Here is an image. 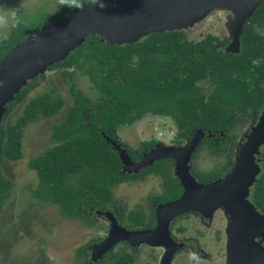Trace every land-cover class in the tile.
<instances>
[{
	"label": "trees",
	"instance_id": "1",
	"mask_svg": "<svg viewBox=\"0 0 264 264\" xmlns=\"http://www.w3.org/2000/svg\"><path fill=\"white\" fill-rule=\"evenodd\" d=\"M86 1L89 0H82ZM68 11L60 8L52 19ZM23 29H10L7 39L0 38V60L23 39L18 34ZM256 29L264 30V5L257 6L242 26L237 54L223 53L221 47L227 39L219 40L209 34L198 42H190L182 31L151 33L121 46L88 36L63 61L50 67L61 70L70 80L71 106L64 122L52 129L56 143L27 161L37 178L33 197L55 205L66 218L91 224L90 211L116 209L113 187L152 173L162 180L161 193L148 197L147 214L132 210L125 216L126 228L152 227V204L174 200L181 193L179 185L169 178L165 163L170 161L154 162L136 174L120 175L118 155L103 137L118 141L116 128L130 125L144 114L170 118L176 130L175 144L187 140L195 130L223 134L220 141L229 153L224 166L216 172L198 173L200 182L230 170L236 146L229 136L230 127L254 119L264 104V35ZM133 58L136 60L132 65ZM87 63L93 66L89 70L85 69ZM67 69L87 75L92 86L101 92L100 97L92 101L79 92ZM203 81L208 84L205 91L197 87ZM33 85L23 87L7 103L0 124V206L10 189V182L1 172L2 163L21 158V139L27 125L51 117L61 107V101L49 93L27 98ZM20 103L21 113L5 124L3 121ZM121 147L130 160L136 161L152 147V141H141L136 148L124 143ZM261 161L262 172L253 186L252 202L264 214V147ZM93 242L76 249L81 264H86L87 246ZM110 258V262L104 257L97 264H131L130 256L123 252Z\"/></svg>",
	"mask_w": 264,
	"mask_h": 264
},
{
	"label": "rangeland",
	"instance_id": "2",
	"mask_svg": "<svg viewBox=\"0 0 264 264\" xmlns=\"http://www.w3.org/2000/svg\"><path fill=\"white\" fill-rule=\"evenodd\" d=\"M0 3H7L9 7H19L22 16L20 26L24 29L21 31L22 33L19 32L18 34L24 37L11 48L35 37L40 32L41 27L58 21L67 13L58 19H52L59 8L58 0H0ZM230 17L231 15L226 11L212 10L196 19L190 26L179 31H182L185 38L190 42H198L207 34L219 40L226 38L229 42L227 21ZM10 31V29L0 31V38L9 36ZM256 31L264 35V30L256 29ZM88 36L92 35L89 34ZM93 36H96L99 42H105L102 40L101 35L94 34ZM15 47L14 52L18 50ZM221 50L224 51L223 53L229 54L223 47H221ZM20 53L18 52L16 56ZM135 60V58L132 59V65ZM54 64L57 63L47 65L43 71L32 78L26 79L24 86L29 83L34 84L33 88L28 91L27 98L49 93L52 98L61 101V107L51 117L40 118L36 122L27 125L23 129L21 139V158L15 162L4 161L1 165L2 175L10 182V189L0 206V264H37L39 261L45 264H81L82 259L77 257L75 251L78 247L88 245V242L93 240L95 242L87 246L88 258L86 264H97L104 257L110 262L112 260L111 255L119 254V252H123L128 256L137 253V255L139 254L138 264H147L145 260L149 257H156L158 254L156 250L146 248L152 246L145 243L129 244L124 240L111 241L112 243L108 245V239L115 233L116 226L126 231H135L126 229L125 216L132 210L148 213V197L161 193L162 180L159 176L147 173L141 180L123 182L113 187L111 190L112 199L116 209L90 211L91 224L66 218L59 214L55 205L37 201L33 197V191L37 186V178L35 173L27 167V161L56 143L51 136L52 129L64 122L66 113L71 106V96L68 90L70 80L61 70L50 68ZM91 65L87 63L85 69L89 70L93 67ZM7 68L8 66L0 67V85L1 80L7 75ZM66 71L71 73V79L76 89L85 97L92 101L100 97L101 92L92 86L87 75L75 69L72 72H70V69ZM197 87L201 91H205L208 84L205 81L199 82ZM22 106V103L18 104L3 122L5 124L13 122L21 113ZM1 123L2 119L0 120ZM251 126V120H247L243 124L236 123L230 127L229 136H232L236 141L234 156L239 143L244 140V136L247 135ZM175 132V125L170 118L144 114L140 120L130 125L118 126L116 128L118 141L111 140L110 142L115 150L116 148L122 150V143L131 148H136L141 141H152V147L159 145L160 147L172 146L176 148L186 145L194 133V131L191 132L187 140L175 144ZM223 139L221 133L212 135L203 132L187 163L189 174L194 179L198 173L216 172L224 166L229 153L228 149H224L223 141H220ZM261 149L262 145L258 147L259 151ZM254 157L256 158V155ZM167 160L170 161V163H165L167 167L169 166V178L181 188L179 180L173 175L175 162L172 158L155 160L154 162ZM233 164L234 161H232V167ZM122 171L127 173L126 169ZM229 171L227 170L226 173ZM221 174L223 173H218L217 177ZM155 207L156 205L153 210ZM215 216V218H219L218 215ZM196 220L189 217L179 221L176 225H181L185 234L194 238L196 236ZM214 223L218 225L217 220H214ZM204 234H208V232ZM208 239L201 240L200 247L205 253L212 255L211 261L215 262L209 264H222L223 249L216 243L213 244L211 238V240ZM105 242V245L99 247ZM133 249H136L135 253L131 252ZM186 254L187 252L184 251L176 255L172 264H190ZM196 264L207 263L197 261Z\"/></svg>",
	"mask_w": 264,
	"mask_h": 264
},
{
	"label": "water",
	"instance_id": "3",
	"mask_svg": "<svg viewBox=\"0 0 264 264\" xmlns=\"http://www.w3.org/2000/svg\"><path fill=\"white\" fill-rule=\"evenodd\" d=\"M106 7L82 2L83 10H69L56 22L41 27L40 32L26 42L14 47L0 60V67L8 66L7 75L0 85V120L6 105L23 88L25 80L43 71L47 65L63 61L71 51L80 46L85 36L101 35L109 45L133 44L151 33L179 31L190 26L212 10H223L231 17L227 21L229 42L224 50L236 54L242 26L264 0H102ZM18 52H21L16 56ZM25 87V86H24ZM262 113L258 122L239 143L232 169L223 177L206 184L197 182L188 171L187 163L196 143L204 131L195 130L186 145L160 147L156 145L130 160L126 151L113 148L120 161L119 174H136L149 167L155 160L170 159L175 162L173 175L180 182L182 191L178 198L156 204L155 225L152 229L126 231L116 226L108 239L124 240L129 244L145 243L166 249L160 264H168L180 245L168 236L170 221L181 214L197 212L204 217L222 208L230 221L226 233L224 264H264V217L255 212L247 200L248 188L260 172L257 164L258 147L264 143ZM208 133V132H207ZM209 134V133H208ZM126 169L127 173L122 170ZM129 169V170H128ZM258 238V242H255ZM102 243L100 246L105 245Z\"/></svg>",
	"mask_w": 264,
	"mask_h": 264
},
{
	"label": "flooded vegetation",
	"instance_id": "4",
	"mask_svg": "<svg viewBox=\"0 0 264 264\" xmlns=\"http://www.w3.org/2000/svg\"><path fill=\"white\" fill-rule=\"evenodd\" d=\"M228 39L225 43V45L227 44ZM225 45L223 46V49L225 48ZM224 52V51H223ZM264 111V104L262 105V107L259 109L258 113L255 115V118L251 120L252 122V126L249 129L250 130L253 128V126L258 122V118L259 116L263 113ZM240 115H244L242 112L240 113ZM264 117V115H263ZM249 121V119H248ZM248 132V133H249ZM247 133V134H248ZM236 147V146H235ZM264 147V143L262 145V149ZM262 149L261 151H259L258 156H256L257 161H258V165L260 168V172L257 175V177H255V182L252 183L250 189L248 190V196H247V200L252 204V206L254 207L255 212H257L258 214H260L261 216L264 217V214L262 213V211L258 208L255 207V205L252 202V192H253V186L254 184L257 182V178L258 176L261 174L262 172V161H261V155H262ZM232 161H234V154L232 156ZM232 169V166L231 168ZM229 171V170H228ZM225 174H227L226 172L224 174H221L218 177H211L208 181H206L205 183L200 182L197 177L195 178V180L197 182H200L202 184H206L209 183L211 181H214L218 178L223 177ZM168 202V201H167ZM156 204H152V214H153V225L152 227L149 228H135V229H130V228H126L128 230H147V229H152L155 225V215H154V206ZM99 211V210H98ZM218 215L219 218H215ZM192 217L193 219H197L196 222V230H195V235L194 238L193 237H189L188 235L185 234V231L182 230V226L181 225H176L179 221L184 220L185 218H189ZM229 216L226 215L223 211L222 208H218L214 211V213L210 214V217H204L202 215H200L197 212H188V213H184L181 215H178L176 217H174L168 226V236L169 238L175 242L176 244L180 245L179 248L177 250H175V252L172 254V256L170 257V262L168 264H172V262L174 261V258L176 255H179L181 252L186 251L187 252V257L188 260L190 261V264H196L197 261L200 262H204L209 264L210 262L214 263L215 261H211L212 259V255L205 253L202 248L200 247L201 245V240H205L207 238H209L208 240L212 239V243L213 244H217L219 247H221V249H223V256H222V260L224 264L225 261V256H226V239L229 236L228 232L226 233V229L230 223V221L228 220ZM221 219V220H220ZM214 220H217L218 225H216V223H214ZM205 232H208V234H204ZM202 238V239H201ZM205 238V239H203ZM211 238V239H210ZM255 242H258V238H255L254 240ZM262 247H264V242L260 243ZM146 247V246H145ZM88 248V247H87ZM152 250H156L158 252L156 257H149L147 260H145V262L147 264H160L161 263V258L164 254V252L166 251V249L162 248V247H157V248H152V247H146ZM160 249V250H159ZM131 252H136V249H133V251ZM225 253V254H224ZM120 254V252H119ZM133 256V257H132ZM138 258H139V254L137 255V253L133 254L130 256L131 259V264H138ZM211 263V264H212Z\"/></svg>",
	"mask_w": 264,
	"mask_h": 264
},
{
	"label": "clouds",
	"instance_id": "5",
	"mask_svg": "<svg viewBox=\"0 0 264 264\" xmlns=\"http://www.w3.org/2000/svg\"><path fill=\"white\" fill-rule=\"evenodd\" d=\"M58 11L66 7L69 10H83L82 0H58ZM89 5L103 9L106 4L102 0H89ZM22 23L19 7H9L7 3H0V31L18 29ZM4 39H7L5 36Z\"/></svg>",
	"mask_w": 264,
	"mask_h": 264
}]
</instances>
